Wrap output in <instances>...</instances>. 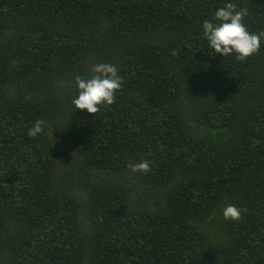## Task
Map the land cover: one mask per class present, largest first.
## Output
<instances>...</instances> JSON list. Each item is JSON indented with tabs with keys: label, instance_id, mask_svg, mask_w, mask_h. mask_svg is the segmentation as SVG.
I'll list each match as a JSON object with an SVG mask.
<instances>
[{
	"label": "trees",
	"instance_id": "trees-1",
	"mask_svg": "<svg viewBox=\"0 0 264 264\" xmlns=\"http://www.w3.org/2000/svg\"><path fill=\"white\" fill-rule=\"evenodd\" d=\"M229 2L264 31V0H0V264H264V40L237 61L202 29ZM92 40L124 77L96 114L60 93L94 74ZM198 97L196 128L182 114ZM143 160L144 183L128 178Z\"/></svg>",
	"mask_w": 264,
	"mask_h": 264
},
{
	"label": "clouds",
	"instance_id": "clouds-1",
	"mask_svg": "<svg viewBox=\"0 0 264 264\" xmlns=\"http://www.w3.org/2000/svg\"><path fill=\"white\" fill-rule=\"evenodd\" d=\"M248 15L247 8L238 10L235 3L229 2L215 11L212 20L203 21V36L214 49L212 55L220 54L226 57L235 53L237 61H245L260 51L264 31L250 32L244 23ZM92 72L94 74L90 78L75 77L78 96L72 100V104L77 110H87L90 114H96L100 111L101 105L108 106L115 102L116 93L121 90L124 77L119 74V69L115 65L108 63L94 65ZM43 125V120L35 121L28 130V135L38 136L44 131ZM128 168L133 173L148 174L151 171L150 162L147 160L130 163ZM244 211L246 209L229 204L223 209V217L225 220L239 222Z\"/></svg>",
	"mask_w": 264,
	"mask_h": 264
},
{
	"label": "rangeland",
	"instance_id": "rangeland-1",
	"mask_svg": "<svg viewBox=\"0 0 264 264\" xmlns=\"http://www.w3.org/2000/svg\"><path fill=\"white\" fill-rule=\"evenodd\" d=\"M96 42L92 40V48L89 54H85L84 57L82 58V62L91 66L92 68L94 67V65L99 64L95 61V59H98V49L96 48ZM103 47H105V51H109L111 52L114 51L113 49L110 48V44L111 42L109 40H104L102 41ZM78 60V59H77ZM74 60H70V62H73ZM62 86L60 87V93L64 94L66 93V91H70L69 93H73L76 90V86L73 83L72 86H69V84H67V82H64L63 84H61ZM188 92L190 91L189 89L187 90ZM71 95V94H70ZM72 97H74L73 95H71ZM76 97V96H75ZM195 101L200 102V98L198 97L196 98H185V100L183 101L185 106L187 107V111H185V113L182 114V118L184 121H189L191 122V124H193L194 127L198 128L201 126V124L204 122L205 118L210 116V114H204V111H196L194 107ZM195 111V112H194ZM79 114H68L67 115V121L63 122L64 124L62 126L58 125V122L56 123V126H52L51 127V131L55 134H57L56 130H60L65 128L68 125V129L71 128V130L73 129L74 126H76V120L77 116ZM62 118V116L60 115V119ZM73 125V126H72ZM72 126V127H71ZM71 130L69 131V133L71 132ZM58 170V169H57ZM60 171V170H59ZM58 171V172H59ZM58 172H57V177H58ZM126 175L128 178H132L133 181L136 180L138 182L144 183L143 180L141 178H139L135 173H133L131 170H126ZM85 174L83 173V170H80V183H76L72 190L69 191L70 185H69V180L67 182L65 175L62 173V175L58 178H56L57 180V188L58 189H65V187L67 188V191L73 193L74 196H77L79 198H85L87 196V189L91 188L89 181L84 179ZM131 179V180H132ZM93 180V178L91 179V181ZM165 194V193H164ZM160 199V196H159Z\"/></svg>",
	"mask_w": 264,
	"mask_h": 264
}]
</instances>
